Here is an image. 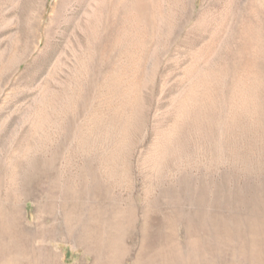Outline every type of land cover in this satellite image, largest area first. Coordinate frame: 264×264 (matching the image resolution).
I'll return each mask as SVG.
<instances>
[{"label": "rangeland", "instance_id": "rangeland-1", "mask_svg": "<svg viewBox=\"0 0 264 264\" xmlns=\"http://www.w3.org/2000/svg\"><path fill=\"white\" fill-rule=\"evenodd\" d=\"M204 1L0 0V264H264V2Z\"/></svg>", "mask_w": 264, "mask_h": 264}, {"label": "bare ground", "instance_id": "bare-ground-1", "mask_svg": "<svg viewBox=\"0 0 264 264\" xmlns=\"http://www.w3.org/2000/svg\"><path fill=\"white\" fill-rule=\"evenodd\" d=\"M152 1L155 2L156 4L159 3V0H152ZM207 2H208V1L205 0L203 4L205 5ZM210 2H211V0H210ZM247 2H249V3H251V4H253V3H255V4H256V3H257V4L260 3V4H261V3L264 2V0H248ZM229 3H231V5H232V2H229ZM152 5H153V4H152ZM153 6H154V5H153ZM201 7H202V6H201ZM140 8H141V7H140ZM154 9H155V8H154ZM152 10H153V9H152ZM152 10H151V11H152ZM155 10H157V9H155ZM259 19H260V18H259ZM229 22H230V21H229ZM237 23H238V22H237Z\"/></svg>", "mask_w": 264, "mask_h": 264}]
</instances>
